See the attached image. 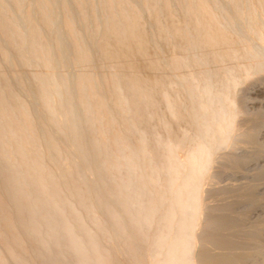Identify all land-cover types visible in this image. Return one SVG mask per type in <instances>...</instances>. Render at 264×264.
<instances>
[{"label": "bare ground", "instance_id": "6f19581e", "mask_svg": "<svg viewBox=\"0 0 264 264\" xmlns=\"http://www.w3.org/2000/svg\"><path fill=\"white\" fill-rule=\"evenodd\" d=\"M261 74L264 0H0V264H242L205 202Z\"/></svg>", "mask_w": 264, "mask_h": 264}, {"label": "rangeland", "instance_id": "374dc122", "mask_svg": "<svg viewBox=\"0 0 264 264\" xmlns=\"http://www.w3.org/2000/svg\"><path fill=\"white\" fill-rule=\"evenodd\" d=\"M248 82L246 84H244L245 86L243 85V87L239 88L241 90L238 89L240 92L238 91L239 94L237 92L238 95H236V98L238 100V102H237L238 108H239L240 111L243 112V115L239 116V120H238L239 121L238 126L240 128L239 131H242L241 133L243 135H244V132H245V135H247V133H246V131H247L248 132V136H246V137H248V138H246L247 140L246 139L242 140L244 143L241 142L240 144H237L239 146L235 145L234 148H232L231 150L229 149L226 152L225 151L222 152L221 153L223 155L222 158H220V156H221V154H220L219 158H220V160L221 159L222 160L220 162L218 161L217 164L219 163L221 165H219V164L215 165V169H214V171L217 170V172H215V173H218L217 175H221V176H219L220 179L216 178L214 180V181L218 180L217 182H219V184L218 183H217V185L216 184H214V185L212 184L213 186H219V187H217V188L216 187L215 188L211 187V188L208 189V194H209V190L212 189V188H213V190L215 189L217 191V193L214 190L215 192H213L212 195H210V194H209L210 196L207 195L211 199H210V203L208 202V204H207L205 202V204L207 206L208 205L211 206L209 208H207V206H206V208L208 209V210L206 209L208 217H209L210 214L214 213L213 217L215 219L217 217V219L220 221V223H219V221H216V222H218L220 224V226H219L220 228L218 227L219 229L217 228L214 231V234H215V232H217L218 234H220V236H221L220 238H222V236L224 234H227L228 237H229L230 233H227V232H229V231L231 232V230L235 229L231 233H232L233 236L235 235V237H233L234 240L235 241L237 240L238 241L237 242L238 245L241 246V247L239 246L240 249L238 248L239 249L238 251H240L239 255L241 254L240 256H242V253H245V255H246V257H245V255H243L241 257V258H243V257L246 258V259L243 258L241 263L242 264H264V255H263L264 254V74L259 75V77L256 76L254 78V80L248 81ZM28 83H30V82H28ZM28 83L26 82V84H28ZM30 84H28L26 86H27V88H29V89L32 88V90H33L35 88V86L32 85L33 82H31ZM17 85H18V83L14 84V88L16 90H19V89H17ZM19 88H20V86H19ZM240 125H242L243 127L240 126ZM243 130H244V132H243ZM245 135H244V138H245ZM242 144H244V145H242ZM229 151H231V152H229ZM224 154L225 155L227 154L228 157L226 156L227 157L226 158L224 156ZM226 160H229V161H226ZM230 161L232 162L233 165L231 163H229ZM235 162H240L241 164L240 163L234 164ZM224 165H226V166H224ZM222 166H223V168H222ZM219 168L222 169V171H220L221 173L219 172ZM214 181H213V183H214ZM230 187H232V189ZM228 189H231V190H228ZM244 190H245L246 194H248V195L251 194L252 195V196L249 195V196H251L250 199H249L248 195H246V194H245L246 196L244 195ZM221 191L224 194V195L221 194L223 197L221 195L218 196L220 194L219 192H221ZM229 191H231V192H229ZM238 191H240V193ZM249 191H250V193H249ZM214 194H216L217 197L213 196ZM240 194H241V196H240ZM237 195L240 196V198L244 195L243 196L244 198L243 197L241 198L242 199L240 201L241 203H239L238 200H240V198L237 199L238 198ZM252 197H254V198H252ZM206 198H208V197H206ZM246 198L249 199V201L252 202V203L250 204V203H248L249 201L247 202V200H243V199H246ZM216 199H218V200H216ZM206 200L208 201V199H206ZM226 201H228V202H226ZM243 201H245V202H243ZM255 201H257V202H255ZM242 202H243V204H242ZM228 203H230L231 205L228 204ZM235 203L237 205L241 204V207L240 206L236 207L237 205ZM225 205H227V207H229L232 211L229 210ZM212 206H213L214 211L217 208L220 211L217 210L218 213L216 211L215 212L214 211L211 212ZM225 209H226V211H225ZM227 209H228V211H227ZM229 212H230V214H229ZM232 212H234V213H232ZM226 215L228 216V218L230 217L231 220H226V219H228ZM234 215L235 216L237 215V216L235 217ZM210 216L212 217V215H210ZM219 216L222 217V218L224 216V218H225L224 220L225 221H231V223H234L236 226L233 224V226H235V227H232V224H229V226L232 227V228L230 229L227 226L228 229L225 228L226 229L225 230L223 228L224 230H222V231L224 233H222V231H220L222 229L221 227H226V226H222L221 225L225 221L221 222V220H223V219H221ZM237 217H239L240 221L238 220ZM241 218H243V219L245 218L244 222H243V219H241ZM260 224H262V225H260ZM257 225H258V227H257ZM239 228H240V230H239ZM248 229H249V231H248ZM255 230H258V231L255 232ZM259 230H260V232H259ZM241 231L242 232L244 231L243 233H245L247 235L243 234ZM251 231H253L254 233L253 232L250 233ZM236 232H238L240 235H238V233H236ZM217 233H216V235H217ZM248 234H249V236L251 235L250 238H249ZM227 235H224V236H227ZM254 235H256L257 238H255ZM218 236L219 235H217L216 237H218ZM246 237H248V238H246ZM233 238H232V240H233ZM235 238H237V239H235ZM247 239H250V240L248 241ZM253 239L254 240L256 239L257 242H256V240L254 241ZM251 242H253V243L255 242V243L253 244ZM242 244H243V246H242ZM249 245H250V247H249ZM254 245H255V247H254ZM241 250L242 251L245 250V251L242 252ZM246 251H248V252L246 253ZM249 251L252 252V254ZM248 253L250 254V256L247 255ZM247 256H249V257H247ZM247 258H249V260ZM254 260H255V262H254Z\"/></svg>", "mask_w": 264, "mask_h": 264}]
</instances>
